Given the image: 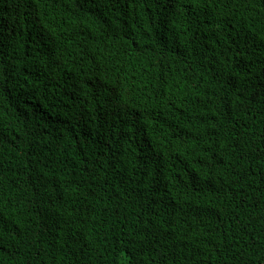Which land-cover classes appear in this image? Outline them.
I'll list each match as a JSON object with an SVG mask.
<instances>
[{
	"label": "trees",
	"instance_id": "16d2710c",
	"mask_svg": "<svg viewBox=\"0 0 264 264\" xmlns=\"http://www.w3.org/2000/svg\"><path fill=\"white\" fill-rule=\"evenodd\" d=\"M0 264H264V0H0Z\"/></svg>",
	"mask_w": 264,
	"mask_h": 264
}]
</instances>
